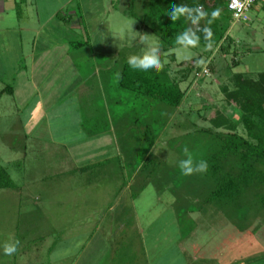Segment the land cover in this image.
I'll list each match as a JSON object with an SVG mask.
<instances>
[{
    "label": "rangeland",
    "instance_id": "rangeland-1",
    "mask_svg": "<svg viewBox=\"0 0 264 264\" xmlns=\"http://www.w3.org/2000/svg\"><path fill=\"white\" fill-rule=\"evenodd\" d=\"M149 1L83 0L82 8L76 10L82 31L71 39L88 44L94 42L102 47V53H107L111 46L120 57L117 59H127L131 54L142 55L146 43L141 37L157 41L160 51L162 43L143 24ZM248 15L253 17L252 10ZM222 25L228 27L226 38L217 46L196 45L187 49L181 46L161 56L172 71L179 70L181 62L193 64V58L199 60L201 68L181 83L186 97L179 112L172 116L170 109L159 110L153 101L135 97L119 87L121 66L118 60L116 64L113 60L110 64L108 59L98 60L101 70L110 67L115 71L107 73L108 80L102 76L100 88L96 84L99 90L94 99H90L91 92L85 100L96 101L94 104L105 110L109 107L117 115L125 110V120L118 124L123 128L116 129L118 140L113 139V142L104 138L105 143L96 145L97 138L93 143L87 138L91 132L97 133L107 127L108 124L100 120L84 122L83 129L71 123L58 124L57 127L67 126V129L53 126L54 141L41 142L34 138L32 130L23 129L21 122L11 121L14 124L11 126L5 111H0V165L14 185L13 188H0V264H190L192 247L184 252L182 244L207 247L210 241L216 242L215 235L220 233L221 223L225 222L218 208L204 205V212L189 213L181 206L178 212L168 188L159 192L157 187L164 184V176L180 174L178 164L183 160L185 149L187 156L196 160L192 151L196 154L195 149L202 150L204 145L201 135L191 139L196 126H210L208 118L215 116L217 111H224L228 117L238 120L236 108L227 105L222 86L232 87L235 74L264 72V25L257 32H246L248 23L230 21L228 17H224ZM130 26L137 37L131 47L126 39ZM253 27L257 29L255 24ZM84 46L75 50L82 56L75 61L82 63L88 76L90 68H95L90 59L93 49L91 45ZM8 67L10 65L0 66L1 75ZM64 68L65 84L76 85L70 93L82 92V84L72 81L74 77ZM87 82L91 83L88 77L84 86ZM58 91L62 96L65 90ZM60 102L63 103L61 99ZM24 112L19 116L23 117ZM61 131L65 136L59 139ZM236 131L246 135L240 123ZM186 133L191 135L187 137ZM121 134L127 137L125 145ZM154 135L155 145L149 147L148 141ZM61 140L62 144H58ZM149 157L160 163L151 179L148 171H140ZM80 167L87 171H77ZM146 180H150L147 187L131 200ZM191 189L199 190L201 186L194 185ZM196 202H191L192 208L199 206ZM261 216L252 209L242 220L251 230L246 239L254 242L257 250L260 247L257 240L264 245ZM259 224L261 227L257 229ZM192 230L193 238H186ZM10 240L20 243L17 252L8 256L3 248ZM261 247L259 255L264 252ZM210 263L208 258L196 262Z\"/></svg>",
    "mask_w": 264,
    "mask_h": 264
},
{
    "label": "trees",
    "instance_id": "trees-1",
    "mask_svg": "<svg viewBox=\"0 0 264 264\" xmlns=\"http://www.w3.org/2000/svg\"><path fill=\"white\" fill-rule=\"evenodd\" d=\"M181 6L189 9L199 8L206 15L195 23L187 18V14L172 21L170 12ZM213 12H218V16L213 17ZM228 13L226 0H150L143 24L162 43L160 59L163 67L160 71L144 73L132 70L126 62L119 75V87L130 91L135 97L153 101L159 110L170 109L171 116L179 112L186 97V91L181 88V83L192 73L199 72L201 69L198 66L199 60L193 59V64L189 61L181 62L179 64L181 68L172 71L168 64L163 63L161 56L166 51L181 47L177 39L185 34L197 37V45L217 46L226 38L228 27L222 23L224 17L230 20ZM193 15L197 13L193 12ZM193 25L195 29H192ZM206 30H210V36ZM8 91H11V88ZM222 91L227 105L236 108L238 120L228 117L224 111H217L215 116L208 118L210 126H196L191 137L193 140L199 135L200 139L204 138L203 149H195L196 154L193 151L192 153L196 156L194 164L205 160L208 163V170L190 176H185L181 172L179 175L168 174L163 178L162 187L157 188L159 192L168 188L174 197L177 211L181 210L182 206L183 210L189 213L204 212L203 206L208 207L212 204L227 218L233 221L237 219L234 224L242 228L247 227L242 221L243 218L254 209L258 215H262L264 223V72L254 75L235 74L232 87L222 86ZM197 113L199 115L200 111ZM239 123L245 129V136L236 131ZM148 129L150 130L149 127ZM189 135L191 134H185L187 137ZM199 141L195 139V142L200 143ZM155 142L156 135L150 137L149 147H153ZM184 153L183 159H187L188 156L186 152ZM159 164V161L149 157L140 171H148L151 179V174L157 171ZM149 181L140 184L131 200L147 187ZM194 185H200L201 189L192 190ZM13 187L8 172L0 165V188ZM198 198L199 202H196ZM191 202L199 203V206L192 208ZM178 219L182 222L180 217ZM259 227L261 224L257 229Z\"/></svg>",
    "mask_w": 264,
    "mask_h": 264
},
{
    "label": "crops",
    "instance_id": "crops-1",
    "mask_svg": "<svg viewBox=\"0 0 264 264\" xmlns=\"http://www.w3.org/2000/svg\"><path fill=\"white\" fill-rule=\"evenodd\" d=\"M82 2L83 0H0V66L10 65L3 75L0 73V109H2L0 111H5L11 126L14 125L12 122H21L22 128L32 130L34 138L41 142L52 143L54 141L55 133L52 131V127L59 129L58 124L71 123L79 129H83L84 122L87 121L100 120L107 123V127L102 131L86 135L92 143L94 138H97V141L94 142L96 145L100 144L104 138L111 142L113 139L118 140L116 129L122 130L123 128L118 124L124 122L125 110L121 109V114L117 115L109 107L105 110V107L94 104L96 101L92 103V101L85 100V97H89L88 93L91 92L90 99H94L95 93L99 90L96 84L100 88L99 81L102 76L108 80L107 73L115 71L110 67L101 70L97 63L99 59H108V64H110V60H113L115 64L118 60L121 66V69L118 70L119 75L127 59H117L120 57L115 51H112L111 46H108L107 53H102V47L94 42L88 44V42L71 39L82 31L76 13L77 9L82 8ZM251 10L253 17L249 16L247 22L249 28L246 29V32H257L264 25V0H259ZM230 21H233L231 13ZM253 24L257 26V29L253 27ZM85 44L91 45L93 49L90 59L93 61L92 65L95 66L93 69L90 68L88 76L82 63L79 64L75 61L82 58L75 50L84 48ZM12 65L16 67H12ZM19 65L25 67L21 69ZM63 67H66L64 70L67 69L69 76L72 74L70 77H74L72 81L76 80L77 84L78 82L82 84V92L76 91L78 94L75 93V95L70 93L71 89L76 88V85L65 84L64 78H62L65 72L62 71ZM87 77L91 83L87 82L88 85L84 86ZM9 88L11 91H8ZM59 89L65 90L62 94L65 99L60 95ZM60 99L63 103L60 102ZM21 111H25L23 117L19 116ZM60 129H67V126H62ZM60 136H65L64 131H61L57 138L60 139ZM125 136L124 134L120 135L123 145L127 142ZM62 142L63 140L57 143L62 144ZM103 142L105 143V141ZM117 145L120 146L119 143ZM77 171L84 173L87 170L80 167ZM126 206V208L130 207ZM120 207L122 208V206ZM224 218L225 222L221 223L220 233L215 235L216 242L210 241L211 243L207 247L195 243L181 245L184 252L188 250V247H192L193 254L189 263L196 264L197 261L208 258L211 261L210 264H264V252L259 255L261 246L264 248L262 241L257 240L260 244L257 250V245L248 238V240L246 239V237H250V228H238L233 220L226 216ZM195 221L198 220L195 219ZM229 226L233 227L235 231ZM205 230L207 232L209 228ZM248 230L249 233H247ZM192 232L193 230L186 238H193Z\"/></svg>",
    "mask_w": 264,
    "mask_h": 264
},
{
    "label": "clouds",
    "instance_id": "clouds-1",
    "mask_svg": "<svg viewBox=\"0 0 264 264\" xmlns=\"http://www.w3.org/2000/svg\"><path fill=\"white\" fill-rule=\"evenodd\" d=\"M193 12H196L197 15H193ZM187 14V18L191 19L193 23L197 22L201 17L206 15L199 8L189 9L187 7H176L170 12V18L172 21H176L179 19L181 15ZM218 12H213L212 16H218ZM132 25V24H131ZM208 31V35H211L210 30ZM134 31L130 26L128 34L126 35V39L128 41V46H132V42L136 40V36L133 35ZM141 40L146 43V49L142 55L131 54L127 58V63L129 67L134 71H141L144 73H149L152 71H160L163 67V64L160 59V51L159 44L157 41H148L146 37H141ZM177 43L182 45L184 49H187L188 46L195 47L198 43V38L195 36L189 37L185 34L183 37H179L177 39ZM187 153V149H185ZM178 167L181 170V173L185 176L192 175L193 173H204L208 170V163L205 160L199 161V163H195L192 157L189 155L187 159H183L179 161ZM19 240H10L8 243L4 245L3 251L5 255L11 256L17 252Z\"/></svg>",
    "mask_w": 264,
    "mask_h": 264
},
{
    "label": "built area",
    "instance_id": "built-area-1",
    "mask_svg": "<svg viewBox=\"0 0 264 264\" xmlns=\"http://www.w3.org/2000/svg\"><path fill=\"white\" fill-rule=\"evenodd\" d=\"M259 0H226V8L231 13L232 19L237 23L249 21V11ZM206 73V72H205Z\"/></svg>",
    "mask_w": 264,
    "mask_h": 264
}]
</instances>
